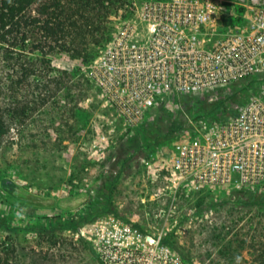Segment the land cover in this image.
Segmentation results:
<instances>
[{
    "label": "rangeland",
    "instance_id": "rangeland-1",
    "mask_svg": "<svg viewBox=\"0 0 264 264\" xmlns=\"http://www.w3.org/2000/svg\"><path fill=\"white\" fill-rule=\"evenodd\" d=\"M152 1L127 0L125 9ZM122 20H105L88 46L93 60ZM49 59L44 88L0 90V217L8 222L0 243L13 250L11 264H99L92 229L107 217L146 237L161 233L180 264H264V204L222 193L199 199L200 206L182 196L173 206L168 189L170 155L189 121L231 114L246 89L183 95L128 126L91 81L93 60ZM10 72L0 63V85ZM79 218L76 230L62 227ZM150 249L139 264H172Z\"/></svg>",
    "mask_w": 264,
    "mask_h": 264
},
{
    "label": "built area",
    "instance_id": "built-area-1",
    "mask_svg": "<svg viewBox=\"0 0 264 264\" xmlns=\"http://www.w3.org/2000/svg\"><path fill=\"white\" fill-rule=\"evenodd\" d=\"M125 13L89 76L126 125L183 95L247 91L231 114L189 121L169 159L171 205L222 193L264 203V0H155ZM95 224L99 264H139L149 247L180 264L161 233L146 237L113 217Z\"/></svg>",
    "mask_w": 264,
    "mask_h": 264
},
{
    "label": "trees",
    "instance_id": "trees-1",
    "mask_svg": "<svg viewBox=\"0 0 264 264\" xmlns=\"http://www.w3.org/2000/svg\"><path fill=\"white\" fill-rule=\"evenodd\" d=\"M127 7V0H0V63L11 71L0 90L15 93L29 86L44 88L45 70L53 55L92 61L88 46L97 41L105 20L112 15L124 18ZM3 120L0 114V131ZM80 221L62 227L76 230ZM6 225L7 220L0 217V227ZM0 245V264H11L13 250L3 247V242Z\"/></svg>",
    "mask_w": 264,
    "mask_h": 264
}]
</instances>
